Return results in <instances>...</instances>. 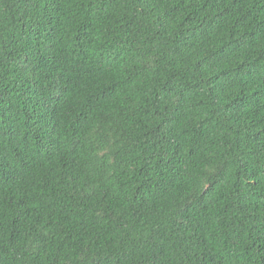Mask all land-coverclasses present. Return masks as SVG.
<instances>
[{
    "label": "trees",
    "instance_id": "trees-1",
    "mask_svg": "<svg viewBox=\"0 0 264 264\" xmlns=\"http://www.w3.org/2000/svg\"><path fill=\"white\" fill-rule=\"evenodd\" d=\"M0 264H264V0H0Z\"/></svg>",
    "mask_w": 264,
    "mask_h": 264
}]
</instances>
